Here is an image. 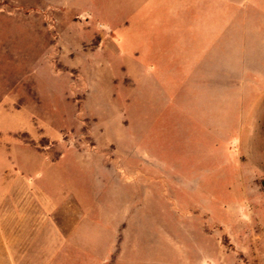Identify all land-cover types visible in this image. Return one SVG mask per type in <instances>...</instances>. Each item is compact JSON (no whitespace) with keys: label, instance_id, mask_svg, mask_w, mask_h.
Returning a JSON list of instances; mask_svg holds the SVG:
<instances>
[{"label":"rangeland","instance_id":"rangeland-1","mask_svg":"<svg viewBox=\"0 0 264 264\" xmlns=\"http://www.w3.org/2000/svg\"><path fill=\"white\" fill-rule=\"evenodd\" d=\"M0 264H264V0H0Z\"/></svg>","mask_w":264,"mask_h":264},{"label":"crops","instance_id":"crops-1","mask_svg":"<svg viewBox=\"0 0 264 264\" xmlns=\"http://www.w3.org/2000/svg\"><path fill=\"white\" fill-rule=\"evenodd\" d=\"M57 229H58V228H57ZM59 232H60V230L58 229V230H57V234H59Z\"/></svg>","mask_w":264,"mask_h":264}]
</instances>
